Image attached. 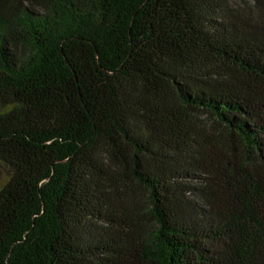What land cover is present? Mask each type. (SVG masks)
I'll return each instance as SVG.
<instances>
[{
	"label": "trees",
	"instance_id": "1",
	"mask_svg": "<svg viewBox=\"0 0 264 264\" xmlns=\"http://www.w3.org/2000/svg\"><path fill=\"white\" fill-rule=\"evenodd\" d=\"M0 264H264V0H0Z\"/></svg>",
	"mask_w": 264,
	"mask_h": 264
},
{
	"label": "rangeland",
	"instance_id": "2",
	"mask_svg": "<svg viewBox=\"0 0 264 264\" xmlns=\"http://www.w3.org/2000/svg\"><path fill=\"white\" fill-rule=\"evenodd\" d=\"M5 177L4 170L0 167V180H2Z\"/></svg>",
	"mask_w": 264,
	"mask_h": 264
}]
</instances>
